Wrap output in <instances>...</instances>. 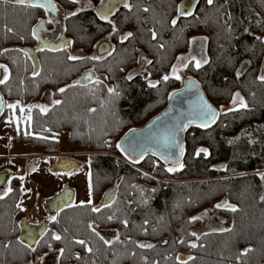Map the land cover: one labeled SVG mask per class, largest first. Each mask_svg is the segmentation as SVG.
Returning <instances> with one entry per match:
<instances>
[{"label": "trees", "instance_id": "1", "mask_svg": "<svg viewBox=\"0 0 264 264\" xmlns=\"http://www.w3.org/2000/svg\"><path fill=\"white\" fill-rule=\"evenodd\" d=\"M57 2L63 10L59 33L71 40L59 51L35 50L34 26L40 20L50 25L45 20L51 13L11 0L0 3V64L9 70V79L0 84L5 106L0 124L14 119L11 131L36 154L61 152L60 135L67 132L76 150L91 153V201L54 211L56 220H49L42 239L28 247L20 241L22 183L6 172L12 191L0 199V264H35L31 258L57 248L64 250L60 264H264V81L259 79L264 76V0H213L211 5L197 0L191 15L180 13L183 0H131L130 10L120 8L110 20L97 15L99 0L85 9L80 2ZM128 33L132 36L124 39ZM194 36L206 40L207 63L190 70L205 97L218 110L239 91L248 107L220 112L207 128L186 129L183 167L176 171H167L169 164L153 154L129 165L117 147L121 137L167 106L169 92L181 84L171 67ZM105 37L113 43L112 53L88 59ZM78 50L84 52L80 59H68ZM87 68L95 78L80 85L78 76ZM49 94L60 103L42 112L34 104ZM201 148L208 155H196ZM110 188L115 197L102 205ZM224 199L238 210L217 208ZM204 211L220 217L219 229L203 228Z\"/></svg>", "mask_w": 264, "mask_h": 264}, {"label": "water", "instance_id": "2", "mask_svg": "<svg viewBox=\"0 0 264 264\" xmlns=\"http://www.w3.org/2000/svg\"><path fill=\"white\" fill-rule=\"evenodd\" d=\"M197 0H184L181 5V12H192L195 8ZM53 3L55 1L53 0ZM33 8V7H31ZM43 9V8H42ZM44 10V9H43ZM50 13L55 14V10H49ZM41 24L43 28L41 29ZM36 35L34 36L39 43L35 46V50L49 49L56 50L60 49L62 44L68 45L70 42H49L45 41L40 37L41 30L47 29L44 20H40L34 26ZM32 52V51H31ZM32 59H35V55L32 53ZM261 69L264 75V60L262 61ZM94 73L91 70L83 71L77 79V83L80 85H87L89 82L94 80ZM191 82V83H190ZM176 93V95H173ZM3 94L0 92V104L3 105L0 109V117L5 110ZM171 97V99H170ZM169 103L163 108L154 118H150L141 128L131 129L125 133L121 139L119 145L120 150L125 153L128 159L142 160L144 156L153 154V156L159 158L166 164H173L172 161L176 160L179 163L184 155V133L185 130L190 126L199 125L207 128L213 123L204 126L207 117L203 115L208 108L214 110L219 115V111L211 104V101L205 97L203 88L195 78L185 77L182 83V87L179 90L173 91L169 96ZM181 148L183 154L181 155ZM36 159L30 161L27 166V170L32 172V169L37 167ZM78 169V163L74 158L65 156H59L57 160L52 164L50 169L55 172L66 174L72 169ZM7 174H0V187L5 184L7 180ZM115 189L110 188L106 191V195L102 198V205H106L112 202L115 197ZM75 194L73 189L65 186L62 190L54 196L53 199H49L46 204L49 205L52 211H59L72 205ZM226 201L225 199L223 202ZM47 223L35 224L28 222L25 218L21 221L20 241L28 247H34L40 239L44 236L46 231Z\"/></svg>", "mask_w": 264, "mask_h": 264}, {"label": "rangeland", "instance_id": "3", "mask_svg": "<svg viewBox=\"0 0 264 264\" xmlns=\"http://www.w3.org/2000/svg\"><path fill=\"white\" fill-rule=\"evenodd\" d=\"M79 2L80 3L78 5V7H81L82 9H85V7H89V5H88L89 0H79ZM57 9H58L57 14L55 15L56 17H53V15L49 14L48 19L46 18L45 21L51 20L52 22H58L60 19V16L63 14L62 13L63 10L61 8H57ZM57 26H58L57 29L60 30V23L59 22L57 23ZM105 39L106 38L102 39L101 41H103ZM205 42H206V40L204 37L203 38L201 36L191 37L190 38V44H189V46H190L189 50L184 52L183 54H180L177 61L175 62V64L172 65L170 73L173 76H176V75L180 76V79H178L179 83H181L179 88L182 87V83H183V80L185 79V77H188V76L192 77L190 70L192 67H195L196 60L201 61L202 65L204 64L205 60L206 61L208 60L206 58V54H205V50H206ZM98 43H96V44H98ZM82 55H84V52L79 51V50L72 54V56H75V57H81ZM94 56L99 57V59L104 57V56H98L97 54ZM185 64H187V67H185ZM143 65H145V64L143 63V64L139 65L138 72L140 70H142ZM173 67H175L178 70L175 74L172 72ZM3 78H4V71H3V69H0V80H2ZM151 84H153V82H151ZM179 88L175 87L172 91L169 92V96H170L171 92H173L175 90H179ZM236 93H239L240 97L243 98V96H241V93L239 91L234 92L233 98L235 97ZM169 96L167 98L168 99L167 102H165V105H167V103H169V101H170ZM236 101L237 102L235 105L232 102H230L226 105L219 106L218 111L219 112H225L231 108H239V98H236ZM54 102H55V100H53L49 94V95L45 96L44 101H41V100L37 101V103H35L34 105H35V107L38 106L40 110H41V107L49 109L50 105H52V103H54ZM11 120L8 119L7 121L4 122V126H7L8 130H10V132H11V135L8 136L9 145L11 147L10 152H14L15 154H22V153L24 154L25 151H28V152H30V154L28 155L29 160L32 158L31 159V161H32L33 158H35V157L36 158L40 157L41 159H43L45 154H41V153L36 154L34 151H32L30 149V147L27 144H25L23 142L22 138L15 137V133L12 132L10 129L11 122H9V121H11ZM2 124H0V125H2ZM5 128L6 127H4V130H5ZM60 142L62 143V147H61V152H59L58 155L57 154H52V155L47 154L48 155L47 160H49V162L51 164H52L53 160L56 159V157L61 155L64 157L68 156V157L75 158V161H77V163L79 162V164H83L84 166L86 164L88 166V160L90 159L91 153L88 152V150H79V149L76 150L75 146L71 145L70 142L67 141V132H64V134L60 135ZM33 156H35V157H33ZM20 158L21 157H15L16 160H19ZM126 161L129 165L132 164L133 166H137L131 159L130 160L127 159V157H126ZM29 163H30V161H29ZM179 165L180 164H177V165H170L169 164V165H167V169H169V168L179 169V168H181ZM10 167L15 168L14 165L10 166ZM139 168L141 169V172H143V173L149 172L146 170L145 167L144 168L139 167ZM27 171H28L27 168L21 169V170L16 169V170H13L12 172L9 171V173H10L9 178H10V176L11 177L25 176V175H27ZM89 177H90V174H89ZM9 188H10V184H9V180H8V176H7V180H6L5 184L0 187V196H2V194L7 192ZM21 194H22V190H21ZM21 198H22V196L20 195V199ZM19 200H18V202H19ZM18 202H17V205H18ZM41 207H42V210L40 212H38V211L35 212L37 210L36 206H35V208L29 207L28 209L23 210L24 215H25V219L28 222L39 224V225L43 221H47L49 223L50 222L49 218L54 216L55 214L49 212L48 208H46L45 203H42ZM19 208L22 209L21 207H19ZM205 213H206V215H205ZM200 215L204 219L203 224H202L203 228L208 229V230H211V229L217 230L220 228V224L218 223L219 222L218 219L220 217L218 218L215 214H212L211 212L207 213V211L201 212ZM60 250H61L60 248H57L56 250L52 249L51 251H49L48 253L43 255V261H41V259L36 260L34 258H31V261L35 262V264H60V260H59ZM72 263H70V264H72Z\"/></svg>", "mask_w": 264, "mask_h": 264}, {"label": "crops", "instance_id": "4", "mask_svg": "<svg viewBox=\"0 0 264 264\" xmlns=\"http://www.w3.org/2000/svg\"><path fill=\"white\" fill-rule=\"evenodd\" d=\"M4 127H6L5 130ZM10 135L11 132L8 130V127L4 126V123L0 125V173L12 172L16 169H25L32 159L29 160L28 155L30 152L28 151H25L24 154L10 152L11 147L8 140V136ZM15 157L21 158L16 160ZM47 157V154L44 155L43 159L35 157L37 160V167L35 170L32 172L27 171V175L22 176L24 177L23 181H21L22 186L20 187L21 190L23 189L21 194L22 198L18 202L20 207L26 210L29 207L35 208L36 206L37 210L35 212H40L42 210L41 204L45 203L46 208H48L46 202L49 199H53L65 186L72 188L75 194L72 205L90 203L91 181L89 177L90 169L88 166L86 164L84 166L78 162V169L74 168L70 172L63 174L50 169L51 163L47 160ZM13 165L15 168L10 167ZM49 212H51V210H49Z\"/></svg>", "mask_w": 264, "mask_h": 264}, {"label": "snow or ice", "instance_id": "5", "mask_svg": "<svg viewBox=\"0 0 264 264\" xmlns=\"http://www.w3.org/2000/svg\"><path fill=\"white\" fill-rule=\"evenodd\" d=\"M4 2H7V0H0V3H4ZM11 2H13L16 5H20V6H24V7L43 8L45 11L55 10L56 9V5L53 3V0H11ZM71 2L72 3H78L79 0H71ZM102 2H103V0H102ZM207 3L209 5H211L213 3V0H207ZM124 7L129 8V10H130V5L127 2L124 3ZM144 11L147 12L148 9L145 8ZM110 12H111V9H108L105 12L97 13V15H99L101 19L108 20V15H109ZM76 14H77L76 12H73L71 15L74 16ZM181 14L182 15H191L190 12H182ZM108 22L111 23V21H108ZM48 23H52V21L50 20V21H48ZM172 23H173V25H175L176 24V20H173ZM40 27L42 29L43 28V24H41ZM113 28L115 29V25H113ZM8 31L11 32L12 29L9 28ZM35 35H36V30L34 29L33 30V36H35ZM131 36H132V33H128L127 36L124 37V39H127V38H129ZM155 36H156V34H155V32H153V38L154 39H155ZM257 39H260V38L257 37ZM41 50H43V49H41ZM56 50H59V48H57ZM0 54H2V53H0ZM25 55H28V53L25 52ZM68 59H70V60H76V59H80V57L69 56ZM88 59L97 60V59H99V57H89ZM146 62L149 63V64L151 63V61H146ZM204 63H207V61L205 60ZM185 67H187V64H185ZM195 67L196 68H200L201 67V61L196 60ZM0 69H3V71H4V78L2 80H0V84H4L9 79V75H8L9 70H8V68H7L6 65H2V64H0ZM177 71L178 70L175 67H173L172 72L175 74ZM38 74H39L38 72L34 73V75H38ZM239 75H240V73L238 72L237 73V76H239ZM128 79L131 80L132 79V76L130 75L128 77ZM168 79H169V76H167V75H165L163 77V80L164 81H167ZM175 79H177V80L180 79V76L179 75H176L175 76ZM259 79L261 81H264V76H260ZM150 86L151 87H156V84L153 83V84H150ZM59 91L60 92H64L65 89H60ZM109 93L110 94H116V95H118V93L115 92V89H109ZM173 95H176V93H173ZM236 98H239V108H247L248 107L247 104L245 103L244 99L242 97H240V94L239 93H236L235 94V97L232 100V103L234 105L237 102L236 101ZM170 99H171V97H170ZM0 100H2V98H0ZM54 103L58 104V103H60V101H55ZM17 106H18L17 104H8L7 105V107L8 108H11V109H16ZM2 107H3V105L0 104V109H2ZM239 108H231V109H229V111H238ZM31 110H32L31 107H29L28 108L29 115L26 118L29 123L31 122V115H30ZM20 111L23 112L24 109L21 108ZM41 111L42 112H46L47 109L44 108V107H41ZM91 111H95V109H92ZM203 115L207 117V120L205 121V124H204L205 127L208 126V124H210V123H214L215 120L217 119L216 112L214 110H212L211 108H208L207 111L203 113ZM9 122H11V121H9ZM18 132H19V128H18ZM24 134H25V136H27L30 133L25 132ZM40 138L41 139H44V137H40ZM117 147L120 148L121 146L118 144ZM200 153H204L205 155H208V150L206 148H201V149L197 150L196 155H200ZM182 154H183V149L181 148V155ZM172 163L173 164H179V161L174 160V161H172ZM179 166L181 168L183 167L182 164H180ZM32 170H35V169H32ZM176 170H177L176 168H169V169H167V171H169V172H173V171H176ZM19 179L21 181H23L24 177H19ZM261 179H264V175L261 176ZM11 191H12V189L9 188L8 191L4 193V196H0V199H4V197H6L8 195V193L11 192ZM22 191H23V189H22ZM261 200H264V196L261 197ZM105 206H108V205H105ZM17 207H20V205L18 204ZM216 207L217 208H225V209H228V210L233 211V212H235V211L238 210L235 206L229 205L227 201H224V202H222L220 204H217ZM21 210L23 211L24 209H21ZM99 210L100 209H98V208H92V211L93 212H98ZM205 215H206V213H205ZM49 219L55 221L56 220V217L55 216H52ZM109 219L111 220L112 217H109ZM198 219H201V217H193L192 218L193 221L198 220ZM124 223L127 224L126 221ZM97 235H99V233H97ZM192 235L195 236L196 233H192ZM52 239L58 241V240L61 239V237L59 235H53L52 236ZM197 239H199L198 236H197ZM77 243L84 244V241L80 240V241H77ZM105 243H107V241H105ZM180 243H184V241L181 240ZM49 247H51V245H49ZM138 247H140V248H152L154 246L151 245V244H139ZM191 247L192 248H196L197 245L195 243H193V244H191ZM31 250L33 252L36 251L35 248H32ZM88 251L91 252V249H88ZM247 251H251V250L249 249ZM63 252H64V250L61 249L60 250V254L63 255ZM245 254H246V252L245 253H242V255H245ZM133 255H135V253H133ZM77 258L79 259V257H77ZM40 259H41V261H43V257H41ZM192 259H194V258L193 257H189L188 258V260H192ZM183 264H188V261L187 260L183 261Z\"/></svg>", "mask_w": 264, "mask_h": 264}, {"label": "flooded vegetation", "instance_id": "6", "mask_svg": "<svg viewBox=\"0 0 264 264\" xmlns=\"http://www.w3.org/2000/svg\"><path fill=\"white\" fill-rule=\"evenodd\" d=\"M55 1V5H56V12H55V14H52L53 15V17H56L55 15L57 14V8H61L60 7V5H59V3L57 2V0H54ZM129 1H131V0H103V2H102V0H99V2L97 3V4H95V11L97 12V13H101V12H105V11H107L108 9H111V12L109 13V15H108V19L110 20L111 19V17L114 15V14H116L118 11H120V8L122 9L123 7H124V3L125 2H129ZM184 1V0H183ZM93 0H89V2H88V5L89 6H93ZM62 9V8H61ZM49 12V11H48ZM50 13V12H49ZM59 22V21H58ZM58 22H52L50 25H47L46 23H45V26H47V29L45 30V29H43V30H41V33H40V37L42 38V39H44L46 42L47 41H51V42H55V43H60L61 41L62 42H66V41H69L70 43H71V40L69 39V38H67L66 36H65V34L62 32V33H59V30L57 29V23ZM106 39L105 40H103V41H99V43L98 44H96L95 46H94V55H98V56H107L108 54H111L112 53V51H113V49H112V47H113V43H111V39L109 38V37H105ZM37 40V39H36ZM39 43V40H38V42L36 43V45ZM70 43L68 44V45H66V44H62L61 45V47H60V49L59 50H61L62 48H65V47H69L70 46ZM35 45V46H36ZM45 49V48H44ZM40 50V49H39ZM46 50V49H45ZM49 50V49H48ZM58 50V51H59ZM32 50L31 49H28L27 50V52L28 53H30L31 55H32V53L33 52H31ZM53 51H55V50H53ZM34 54V53H33ZM35 55V54H34ZM93 55V57H95ZM103 58V57H102ZM87 70H91L93 73H94V71H93V69H90V68H87L86 70H83V71H87ZM82 71V72H83ZM81 72V73H82ZM80 73V74H81ZM95 78V77H94ZM58 155V154H57ZM59 156H61V155H59ZM58 156V157H59ZM58 157H56V159L55 160H53V162H52V164L57 160V158ZM62 157H64V156H62ZM75 159V158H74ZM77 162V161H76ZM37 163V162H36ZM52 164L50 165V167L52 166ZM2 173H5V172H2ZM47 203V202H46ZM47 207L49 208V205L47 204ZM49 210H51V208H49ZM51 212H54V211H52L51 210ZM47 224H48V222L47 221H45Z\"/></svg>", "mask_w": 264, "mask_h": 264}]
</instances>
